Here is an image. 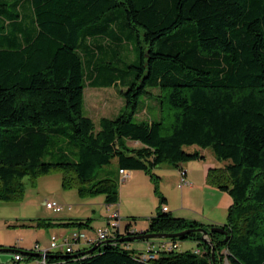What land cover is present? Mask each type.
I'll return each mask as SVG.
<instances>
[{"label":"trees","instance_id":"16d2710c","mask_svg":"<svg viewBox=\"0 0 264 264\" xmlns=\"http://www.w3.org/2000/svg\"><path fill=\"white\" fill-rule=\"evenodd\" d=\"M123 47L136 59L121 72L113 60ZM125 72L132 77L120 89L123 108L96 127L83 111L85 81L111 86ZM142 97L157 103L158 117H136ZM194 145L225 161L207 172L232 199L225 234L167 238L177 247L144 261L128 242L161 238L121 240L139 233L128 221L91 251L50 252L44 264H264V0H0V201L21 194L24 176L62 170L80 193L103 192L107 204L117 203V181L97 177L116 158L118 172L150 176L159 205L146 232L209 230L217 224L163 209L155 172L202 159L185 149ZM184 240L196 247L178 250ZM0 250L26 263L40 256Z\"/></svg>","mask_w":264,"mask_h":264},{"label":"rangeland","instance_id":"374dc122","mask_svg":"<svg viewBox=\"0 0 264 264\" xmlns=\"http://www.w3.org/2000/svg\"><path fill=\"white\" fill-rule=\"evenodd\" d=\"M135 55L134 51L129 48L119 53L113 62L123 72L127 69L126 66L136 59ZM127 73L125 72L123 76H119L122 82L117 80L111 86H92L85 81L83 111L93 119L96 127L102 116L114 117L123 108L124 99L120 89L123 88L125 82H127L126 80L132 77L130 73ZM153 92L156 93L155 90ZM158 115L159 107L157 103L153 99L142 97L141 107L136 117L150 120L151 118L158 117ZM191 147L186 146L185 149L190 150ZM203 161L205 164L214 167L222 166L225 163V161L215 158L210 148H206L205 160ZM155 172L163 178H179L180 176L176 168L164 165L156 168ZM117 173L116 158H112L110 163L99 167L97 172L98 178L111 177L117 181L118 201L114 204L106 203V194L103 192L80 193L77 184L65 182L62 170H52L48 173L37 174L36 176H24L22 178L24 188L21 194L11 201H0V246L4 248L32 249L35 245H39L40 248H45L49 246L51 233L59 236L61 231L67 230L66 232L69 234L70 230L72 231L73 229H79V231L85 232L87 236L95 237V233L99 228L107 226V218L114 211H117L122 220L121 230L124 229L125 223L128 221L131 222L130 225L132 227L144 225L145 221L155 214L159 205L158 197L150 190L149 193L145 191L141 193L142 197H139L137 194V198L133 200L125 198L124 194L126 190L119 187L121 178L117 177ZM139 173L145 177V181L151 182L148 173L143 170ZM143 176L140 177V180L143 179ZM163 185L170 187L171 179L162 181ZM170 189H173V187H170ZM177 189H179V186H177ZM194 193L193 196H190L191 194L188 195L186 201L199 206L198 209H194L195 211L202 214L200 212V205H202L201 197L204 195V205L207 212L213 213L215 211L219 216L217 220L219 224L226 222L231 197L225 191L220 190V192L213 193L209 188L199 191L195 190ZM218 193L220 194L218 195ZM168 196L169 200H173L176 198V192L168 191ZM46 200H55L62 206L61 210L54 211L51 208H47L45 205ZM33 219H43L51 223L82 220L84 222L88 221V225L82 227H66L56 224L45 226L31 224L30 221ZM154 243L158 244V240L155 239ZM178 244V250L194 249L196 247V242L193 240L179 241ZM74 246L76 247L77 245L74 244ZM223 252L225 253V250ZM25 263L23 260H14L11 251L0 250V264ZM223 264H228V262L224 259Z\"/></svg>","mask_w":264,"mask_h":264},{"label":"crops","instance_id":"0c3cea01","mask_svg":"<svg viewBox=\"0 0 264 264\" xmlns=\"http://www.w3.org/2000/svg\"><path fill=\"white\" fill-rule=\"evenodd\" d=\"M192 150H198L200 152V154L203 155V158L181 163L176 168L180 173L179 178L178 177H165L166 178L165 179V178L160 176L161 179L159 181V188H160L162 195L165 197V202L162 204V206L163 205L167 206V208H168L167 210L173 216H180V217L195 219V220H197L201 223H204V224L211 223V224L220 225L217 222V220L219 219L218 214L215 211L213 213L207 212L205 205H204L205 204L204 195H202V197H201V204L202 205H200V212L203 215L200 214L198 211L194 210V209H198L199 206H195L194 204L186 201V197L190 194H191L190 196H193L195 194L194 193L195 190L199 191V190H204V189L210 188L213 193L220 192V189L211 185L207 181L208 169L210 167H214V166L207 165L203 161V160H205L206 148H200V147H197L194 145L191 147L190 151H192ZM224 164L222 166H224ZM222 166H219V167H222ZM140 171L141 170L123 169V170H119V172L117 173V175H118L117 177L121 178V182L119 184V187L121 189L124 188L126 190L124 197L129 198V200H133V199L137 198L138 195H139V197H142L141 193H144V191L147 193H149L150 190H151V192L153 191L152 190V182L145 181V179H144L145 177L139 173ZM141 176H143L142 180H140ZM167 178L171 179V186L170 187H173V189H170V187H168V186L167 187L164 185L162 186V181L170 180ZM144 182H146V183H144ZM165 182H167V181H165ZM177 186H179V189H177ZM168 191L169 192L171 191L173 193L176 192V198H174L173 200H169ZM136 192H138V193H136ZM219 194L220 193H218V195ZM156 201H157V199H156ZM231 201H232V199H231ZM150 217L147 219V221H145V224L142 226L132 227L130 225L131 222L129 221L128 222L129 223L128 224L129 229L134 230V231L145 230L148 226ZM205 221H206V223H205ZM207 221H209V222H207ZM121 222H122V220L120 218V228L122 225ZM125 225H126V223H125ZM66 231H61L59 236L60 235H67L68 232H66ZM51 235H55V234L51 233ZM149 242H150V240L130 241V242H128L127 246L132 248V249H135L137 251H143L147 248ZM77 247L80 248L81 251H84L89 246L84 244L83 241H80ZM77 247H75V248H77ZM25 264H35V263H34V261H30V262H27Z\"/></svg>","mask_w":264,"mask_h":264},{"label":"built area","instance_id":"2783aa9c","mask_svg":"<svg viewBox=\"0 0 264 264\" xmlns=\"http://www.w3.org/2000/svg\"><path fill=\"white\" fill-rule=\"evenodd\" d=\"M45 205L47 208H51L54 211H59L62 208V206L55 200H46ZM163 209L166 210L167 207L163 206ZM117 229H120V217L117 211H114L107 218V226L105 228H99L95 233V237L87 236L85 232H81L79 229H73L67 235H51L48 247L40 248L39 245H35L29 250L40 254L39 258L34 261L35 264H44L46 261V255L50 252H72L74 244L78 246L80 241H83L87 246H95L101 241L115 238L116 234L114 231ZM171 247L176 248L177 243H174L169 239H160L158 240V244L154 243L148 245L144 251L139 253V258L144 261L151 260L157 255L158 250L170 249ZM195 252H198V249H195ZM22 257L23 255L21 253L14 254L15 259H22Z\"/></svg>","mask_w":264,"mask_h":264},{"label":"water","instance_id":"95a60500","mask_svg":"<svg viewBox=\"0 0 264 264\" xmlns=\"http://www.w3.org/2000/svg\"><path fill=\"white\" fill-rule=\"evenodd\" d=\"M209 231H220L222 233H226V231L222 228L221 225H216V226H212L210 227V229H206L204 227H190V228H186L177 232H172V233H168V232H162V233H154V232H146L145 230L142 231H138L139 233L137 234H130V233H125L124 236L121 237V240L124 241H130V240H135V239H142V238H161V239H166V238H172V237H178L180 235H184L187 234L188 232H200L202 233V237L206 238ZM94 246H92L91 248H89L87 250V252L91 251L93 249ZM24 254L25 253H36L34 251H31L29 249H23L21 250ZM212 252H213V246H212Z\"/></svg>","mask_w":264,"mask_h":264}]
</instances>
